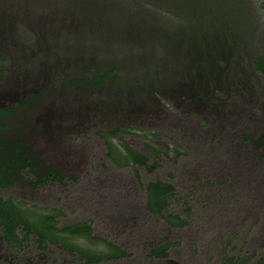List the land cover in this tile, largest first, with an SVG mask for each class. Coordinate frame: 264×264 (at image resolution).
I'll return each instance as SVG.
<instances>
[{"label":"rangeland","instance_id":"obj_1","mask_svg":"<svg viewBox=\"0 0 264 264\" xmlns=\"http://www.w3.org/2000/svg\"><path fill=\"white\" fill-rule=\"evenodd\" d=\"M19 2L24 5L22 11L17 9V13L13 12L11 15L2 11V18L9 26L6 29L9 33L8 36H2L0 33V53L7 58V70L0 83V106L19 102L28 94L44 88L43 86H52L53 94L47 97L48 99H43L38 109L30 110L31 119L34 117L38 123L36 128L39 126V132L40 129L42 131L40 135L37 133L31 142L43 149L44 154L48 156L50 150L46 148L50 147L47 143L45 145L41 134L48 141H58L63 152L68 153V157L73 161V165L68 161L61 166L63 173H76L78 180L62 185L52 182L31 188L28 184L30 175L25 173L19 182L0 188V196H12L26 204L60 209L64 214L58 220L60 227L91 219L95 234L130 253L125 259L101 264H169L167 261L147 256L149 247L167 242L174 243L169 254L175 264H220L226 252H230L235 258L264 253V242H254L250 245L246 242H232L234 249L230 251L224 241L212 239L203 233V225H193L196 222L195 217L200 213V206L214 204L215 196L223 187L216 184V181L222 178L216 175L217 165L215 164L213 169H209L207 165L201 168L197 166L195 169L191 164V154L196 149V142L199 143L196 152L205 147L211 152V147L215 149V141H220L219 137L222 136L218 134V129H221L222 133L226 125L222 120V112L218 110L219 105L221 102H231L232 93L213 87L214 83L211 84L209 78L205 84L209 98L202 102L203 105H188L181 99L182 96L187 99L194 98L200 93L201 86L197 85V80L204 78L207 72L210 76H216L219 67L215 58L230 59L238 56L239 59L248 58L249 61L246 62L250 65V60L264 55V0ZM39 6H45L44 10L39 9ZM233 7L235 14L229 11ZM214 19L223 23V29L231 28L232 32L225 33V39L230 38L229 42L222 37L220 31L208 32L212 30L210 24ZM185 21L189 24L186 25ZM198 33L204 35L209 49L205 48L203 42V45L196 42ZM153 38L162 41V50L157 52L153 47L154 55L150 56L152 51L147 50L151 47L146 43ZM187 38L191 42H187ZM99 41L102 42L101 45ZM37 43L42 46L38 48ZM156 44V47H161L160 43ZM44 45L52 56L51 59L55 57L53 61L39 60ZM212 48L217 50L216 57L208 56ZM201 55L206 61H199ZM228 62L230 61L220 64L223 69L220 73L229 71L231 65ZM109 67H116L119 77L117 84H105L112 90L102 86L89 88L69 84V80L75 76L85 77L89 73ZM37 68L41 70L40 73L36 71ZM259 82L264 89L262 77ZM185 85L191 86L189 95L183 94ZM115 86L117 90L114 94L112 91ZM123 88L124 94L121 91ZM138 89L144 93V98L152 91H160L171 94V99L158 98L159 109L151 112L145 101L139 98L137 103V98L131 95L130 99L134 101L131 106L125 98L130 93L138 95ZM108 90L112 94L109 95ZM106 96H109L110 100V113L116 110L120 101L124 107H134L131 118L100 119L97 108L93 109L96 112L94 116H91V112H86L87 107L101 104ZM77 99H87L90 103L77 104ZM74 100L76 103L73 104ZM215 101L218 102L217 106L212 108ZM76 105L81 108L77 110ZM145 107L147 109L138 117L137 109ZM258 107H261L259 103L254 106ZM157 110L161 111L159 115H156ZM228 118L231 119L232 115ZM175 120L178 121L179 129ZM120 123L142 128L166 127L169 134L177 138L180 149H187L188 153L180 156L176 162L161 154L160 168L153 173H146L140 168L144 180L160 179L173 182L177 197L171 202L169 211L180 214L183 207L189 205L194 217L186 227L170 228L162 220L148 216L146 221H142L146 215L140 221L138 211L132 207L117 206V202L129 205L137 201L138 184L133 180L131 170H119L107 160L98 164L96 160L93 163L91 160L94 154L101 157L104 154V146L95 131L112 128ZM239 125L236 123L231 127L236 131L237 138H241L244 132L252 134L248 128L250 122L241 128ZM200 131L199 136H196ZM234 131L232 132L235 133ZM187 132L195 136L190 138ZM209 134L212 135L209 137ZM129 140L144 151L141 139ZM167 143V138L154 141L155 146L168 147ZM221 152H226L219 151V157L220 154L224 157ZM216 154L214 151L207 155L214 158ZM148 155L150 156V153ZM226 161L228 162L220 164L218 171L220 168L227 170L237 167L234 160L226 157ZM169 173L172 178L168 177ZM115 177L119 181H116ZM129 179L133 181L132 186L128 182ZM144 195L142 192V197ZM142 201L145 199L142 198ZM108 217L109 219H106ZM29 243L32 248L22 252L8 249L0 243V264H76L59 248L50 246L46 252H41L34 248L33 241ZM34 252L38 254V259L35 258ZM256 257L249 259L247 264H255ZM27 259H31V262L26 261Z\"/></svg>","mask_w":264,"mask_h":264},{"label":"flooded vegetation","instance_id":"obj_2","mask_svg":"<svg viewBox=\"0 0 264 264\" xmlns=\"http://www.w3.org/2000/svg\"><path fill=\"white\" fill-rule=\"evenodd\" d=\"M187 21L189 20L187 19ZM213 21H216L218 25V19H214ZM184 23L186 25L189 24L186 21ZM182 37H184V35ZM234 40H236L235 37ZM156 42L160 43L161 47H156L158 46ZM187 42L191 41H188L187 38ZM101 43L99 41L100 45ZM37 44L38 48L42 46L40 43ZM146 45L151 47V49L149 48V50H147L148 52L152 51L150 52V56L154 55L153 51L155 48V51L157 52L158 50L160 52L162 50L161 40L153 38L146 43ZM238 45L241 46L240 44ZM46 49L45 46L39 60L49 59L53 61L55 57L51 59L52 56H50L49 51ZM59 50L61 51L60 47ZM50 53L55 54V52ZM231 55H229V57ZM259 56L264 55H258L256 57ZM256 57L253 60H250L252 61L250 65L249 62H246L249 61L248 58L239 59L238 56L230 59L225 58L217 60V58H215V60L218 61L217 64L219 67L217 68L216 76H210L207 72L205 75L206 77L204 76V78H200L199 81L197 80V82H199L197 85L201 86V88L200 93H198L196 97L190 99H187L184 96H182V98L180 97L188 105H203L202 102L209 98L207 94L208 88L206 89L207 85H205L209 78H211V84L214 83L213 87L216 86L218 89H221L226 93H232L230 99L231 102H221L219 109L217 107V109L222 112V120L226 125L223 128L222 133L221 129H218V134L222 136L219 137L221 138L220 141H215V149L211 147L212 152L216 151V156L213 158L210 155H207L212 153L208 147L207 149L205 147V149H202L200 152H196L199 147V143L196 142V145L194 146L196 149L193 151L190 158L192 160L191 164L195 169L197 166L201 168L206 165L209 166V169H213L217 165L215 171L216 175L222 178L217 180L216 184H220V186L223 187L220 189L218 195L215 196L214 204L211 206H200V213L195 217L196 222H194L193 225H203V233L209 235L212 239L224 241L226 247L229 248L230 251L234 249L232 242H246L248 245L254 242H264V97H259L264 96L263 86L259 82L260 77L264 79V61H255ZM6 60V56L0 53V70L2 74L0 77V83L7 70ZM199 61L206 60L204 57H201L199 58ZM221 61L224 62L222 63ZM225 61H230L228 62V64L231 65L229 71L220 73V70H223L220 64H225ZM224 66L226 67V65ZM37 70L39 73L41 72L39 68H37L36 71ZM116 72V67L103 68L101 71L92 74L89 73V75L85 77L75 76L69 80V84H79L89 88L102 86L112 90L108 86L106 87L105 84L111 85L117 82L119 77ZM43 87L44 88L28 94L19 102L0 106V129H3L0 130V145L5 150L18 146L29 152H33V160L31 161V164H35L33 170L27 166L24 167L18 172L16 179L6 186L13 185L22 180V176L25 173L30 175L31 179H29L28 184L31 188L44 186L52 182L62 185L66 182H76L78 180V175L76 173H63L64 171L61 166L67 164L68 161L73 165V161L68 157V153L63 152V148L58 141H48L46 137L41 134V136L44 137L43 140L45 145L47 143L50 147H45L50 150L48 156L44 154L43 149L38 148L31 142L32 139H35L36 134L38 133V135H40L42 131L40 129L39 132V126L36 128L38 123L34 117L31 119L32 111L30 110L38 109L43 99H46L53 94L52 86ZM116 87L117 86H115V89L112 91L114 94L117 90ZM124 88L121 90L123 94L125 92ZM190 89L191 86L185 85V91H183V94L185 93L189 95V93H191L189 91ZM109 90L107 93L110 95L112 93H109ZM137 92L138 95L134 93L137 98L135 102L138 103V99L141 98V100L145 101L144 103L148 105L147 108L150 109L151 112L157 108L159 109V106H157L158 98L171 99V94L164 92L161 93L160 91H152L147 98L143 97L145 95L141 90L138 89ZM108 97L109 96H106V98L104 97L101 104L87 107L86 112H91V116H94L96 115L94 108H97L100 119H111L112 113H118L121 118L123 113L126 112V107H124V104L120 101L116 110H112V113H110V100ZM86 102L90 103L87 99H80V101L77 99V104H84ZM74 103H76L75 100L73 104ZM217 103L218 102L215 101L212 108H216ZM257 103H259L261 107L254 108ZM75 107L77 110L81 108L79 105H76ZM147 108H138V117L141 116L143 110H146ZM227 108H230V110H224ZM160 113L161 111L159 112V110H157L156 115H159ZM230 115H232L231 119L228 118ZM176 119L178 120V117ZM177 120H175V123H177L176 127L179 129ZM248 122H250L248 128L252 134L244 132L243 135H241V138H237L236 131L231 127L235 126L237 123L240 124L239 126L241 128L242 126H247ZM181 125L185 127L184 124L181 123ZM162 128L163 129L142 128L120 123L112 128L98 129L95 131V135L99 137L104 146V154L103 157L94 154L91 161L93 163L96 160V163L98 164L99 162L103 163V160H107L119 170H131L133 180L138 184V195L136 194L137 201L132 202L129 205L117 202L118 207H132V209L138 211L140 221L144 215H146L145 219L142 221H146L148 216L150 218L162 220L170 228H184L194 216L191 214L192 208H190L189 205H185L180 214L169 211L171 202L177 197V191L173 182L160 179L144 180L140 172V168H143L146 173H153L155 170H158L161 165V154L170 159V161L176 162L180 156H185L186 153H188L187 149H180L177 138L171 136L166 127ZM201 131L196 133V136H199ZM187 134L190 138L195 136L189 132H187ZM211 135L212 134H209V137ZM129 138L141 139L144 144V151L140 150L137 144H131L129 141L132 140H129ZM161 138H167L168 147L154 145V141H159ZM220 150L225 151L227 155L221 152L224 157H221V154L219 157ZM148 153H150V156ZM198 153L202 154V156ZM226 157L229 160H234V162L237 163V167L227 170H221L220 168L218 171L217 169H219L220 164L228 162L226 161ZM168 177L172 178V174L169 173ZM114 179H116V177ZM116 181L119 180L116 179ZM128 182L132 186V179H129ZM142 192L145 193L144 197H142ZM0 197L2 198V196ZM206 197H204V199H206ZM12 198L14 200H20L15 197ZM142 198L145 199V201H142ZM20 205L39 213H47L52 210H57L59 213L53 218L55 221V231L53 233L60 238L59 240L58 238L53 239L51 234L47 237H41L34 232L27 233V231L21 227L16 230V242L7 243L0 230V243L8 249L22 252L23 250L31 249L32 246L29 242L33 241L35 249L41 252H46L50 246L59 248L62 252L68 254L76 264H101L125 259L130 256L129 252L125 251L114 242L95 234L91 219L60 227L58 226V220L64 215L60 209L45 208L26 204L25 202H23V205ZM145 212H147L148 215ZM106 219H109V217ZM73 225H75V230H68L69 227ZM141 230H143V228ZM155 237L157 240L158 234ZM172 245H174V243L167 242L151 246L148 249L147 256L151 259L164 260L169 264H175L171 261L169 254ZM34 256L36 259L39 258L36 252H34ZM254 257H256L255 264H264V253L258 255L250 254L248 257L244 256L235 258L230 252H226L222 256L220 264H247L249 259ZM26 261L31 262V259H27Z\"/></svg>","mask_w":264,"mask_h":264},{"label":"trees","instance_id":"obj_3","mask_svg":"<svg viewBox=\"0 0 264 264\" xmlns=\"http://www.w3.org/2000/svg\"><path fill=\"white\" fill-rule=\"evenodd\" d=\"M255 61H264V56L256 57ZM1 76L0 70V77ZM32 155L33 152H29L18 146L5 150L0 145V187L12 183L18 176V172L24 167L27 166L33 170L35 164H31L33 160ZM20 204L23 205V202L14 200L12 197L6 199L0 197V230L7 243L16 242V230L21 227L27 231V233L34 232L41 237H47L51 234L53 239L58 238L59 240L60 237L53 233L55 231V221L53 218L59 213L57 210L39 213L35 210L25 208ZM74 226L75 225L69 227L68 230H75Z\"/></svg>","mask_w":264,"mask_h":264},{"label":"water","instance_id":"obj_4","mask_svg":"<svg viewBox=\"0 0 264 264\" xmlns=\"http://www.w3.org/2000/svg\"><path fill=\"white\" fill-rule=\"evenodd\" d=\"M20 0H0V33L2 34V36H8V33H9V31H7L6 29H8L9 28V26H8V24L7 23H5L4 22V20H3V18H2V11L4 10V11H6L7 12V14L8 15H11L13 12H14V14L15 13H17V9L18 10H20V11H22V7L24 6L21 2H19ZM229 11H232V12H234V14H235V8L233 7V9H231V10H229ZM4 17V16H3ZM76 22H78V21H76ZM231 22H233V20L231 21ZM80 23V22H79ZM222 23L221 22H219L218 23V25H217V23H216V21L214 22V21H212L211 22V24H210V26H211V31H208L209 33L210 32H213V31H220L222 34H223V38L225 39V33L226 32H232V30H231V28H228V29H223L222 28ZM195 31V30H194ZM179 36H182L181 34H179ZM203 36V37H202ZM198 39L196 40V42H199V43H201L202 44V42L205 44V48L206 49H209L208 48V45L206 44V38L204 37V35L203 34H201V33H198ZM200 37H202V40L200 41ZM207 39H208V36H207ZM225 40H227L228 42H229V40H230V38H228V39H225ZM219 42H220V40H219ZM227 42V43H228ZM203 45V44H202ZM226 47H228V46H226ZM209 51H211V52H208L209 53V55L208 56H210V57H216V53L217 52H215V51H217L215 48H212L211 50H209ZM200 57H203V55H201ZM131 95H134L135 96V94H128L127 95V97H126V101L132 106V102H134V101H131V99H130V96ZM136 97V96H135ZM134 107H126V112H124L123 113V115L121 116V118L123 117V118H131L130 116H131V113H132V109H133ZM112 115V117H111V120L112 119H114V118H120L119 117V114L118 113H112L111 114ZM135 118V117H134Z\"/></svg>","mask_w":264,"mask_h":264},{"label":"bare ground","instance_id":"obj_5","mask_svg":"<svg viewBox=\"0 0 264 264\" xmlns=\"http://www.w3.org/2000/svg\"><path fill=\"white\" fill-rule=\"evenodd\" d=\"M50 1H51V0H50ZM33 2L35 3L36 1H33ZM58 2H59V1H58ZM37 3H38V2H37ZM42 3H43V2H42ZM44 3H45V2H44ZM48 3H49V2H48ZM56 3H57V2H56ZM62 3H63V1H62ZM50 4H51V2H50ZM39 5H40V4H39ZM48 5H49V4H48ZM51 5H52V4H51ZM54 5H55V4H54ZM54 5H53V6H54ZM57 5H59V4H57ZM60 5H62V4H60ZM37 6H38V5H37ZM44 7H45V6H44ZM44 7H41V8L43 9ZM47 7H48V6H47ZM50 7H52V6H50ZM61 7H62V6H61ZM41 8H40V6H39V9H41ZM50 9H51V8H50ZM73 9H74V8H73ZM228 9H229V8H228ZM43 10H44V9H43ZM53 10H54V9H53ZM53 10H52V11H53ZM43 12H44V11H43ZM224 12H225V11H224ZM74 14H76V13L74 12ZM51 15H52V13H51ZM71 16H72V15H71ZM69 18H70V17H69ZM69 18H68V19H69ZM112 21H113V20H112ZM222 24H223V23H222ZM234 30H235V29H234ZM235 33H236V32H235ZM86 34H87V33H86ZM94 36H95V35H94ZM210 38H211V37H210ZM96 39H98V38H96ZM101 40H102V39H101ZM100 43H101V42H100ZM101 44H102V43H101ZM91 45H92V44H91ZM139 62H140V61H139ZM140 63H141V62H140ZM150 65H151V64H150ZM255 92H256V91H255ZM95 94H96V93H95ZM100 97H101V96H100ZM65 104H66V103H65ZM64 131H65V130H64Z\"/></svg>","mask_w":264,"mask_h":264}]
</instances>
